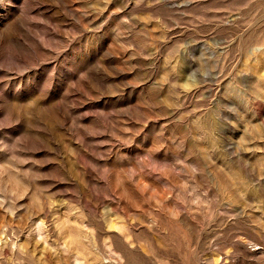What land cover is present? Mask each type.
Here are the masks:
<instances>
[{
    "label": "rangeland",
    "instance_id": "1",
    "mask_svg": "<svg viewBox=\"0 0 264 264\" xmlns=\"http://www.w3.org/2000/svg\"><path fill=\"white\" fill-rule=\"evenodd\" d=\"M0 264H264V0H0Z\"/></svg>",
    "mask_w": 264,
    "mask_h": 264
}]
</instances>
